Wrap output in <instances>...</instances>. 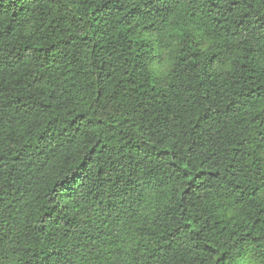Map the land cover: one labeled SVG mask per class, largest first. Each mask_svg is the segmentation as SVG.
I'll return each mask as SVG.
<instances>
[{
  "label": "trees",
  "instance_id": "1",
  "mask_svg": "<svg viewBox=\"0 0 264 264\" xmlns=\"http://www.w3.org/2000/svg\"><path fill=\"white\" fill-rule=\"evenodd\" d=\"M0 264H264V0H0Z\"/></svg>",
  "mask_w": 264,
  "mask_h": 264
},
{
  "label": "snow or ice",
  "instance_id": "2",
  "mask_svg": "<svg viewBox=\"0 0 264 264\" xmlns=\"http://www.w3.org/2000/svg\"><path fill=\"white\" fill-rule=\"evenodd\" d=\"M72 179H73L72 177H69V182H71V181H72Z\"/></svg>",
  "mask_w": 264,
  "mask_h": 264
}]
</instances>
